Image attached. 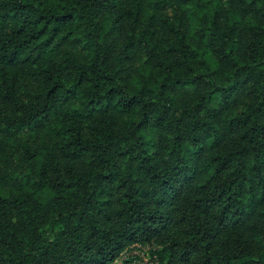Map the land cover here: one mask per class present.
I'll use <instances>...</instances> for the list:
<instances>
[{"label": "trees", "instance_id": "obj_1", "mask_svg": "<svg viewBox=\"0 0 264 264\" xmlns=\"http://www.w3.org/2000/svg\"><path fill=\"white\" fill-rule=\"evenodd\" d=\"M136 246L264 264V0H0V264Z\"/></svg>", "mask_w": 264, "mask_h": 264}, {"label": "rangeland", "instance_id": "obj_2", "mask_svg": "<svg viewBox=\"0 0 264 264\" xmlns=\"http://www.w3.org/2000/svg\"><path fill=\"white\" fill-rule=\"evenodd\" d=\"M125 261L129 262V264H152L150 246L132 247L122 255L121 264ZM115 264H118V260Z\"/></svg>", "mask_w": 264, "mask_h": 264}, {"label": "built area", "instance_id": "obj_3", "mask_svg": "<svg viewBox=\"0 0 264 264\" xmlns=\"http://www.w3.org/2000/svg\"><path fill=\"white\" fill-rule=\"evenodd\" d=\"M125 252H123L121 255H120V257H119V259H118V264L120 263L121 264V257H122V255L124 254ZM155 260V259H154ZM157 262L156 261H152V264H156Z\"/></svg>", "mask_w": 264, "mask_h": 264}]
</instances>
